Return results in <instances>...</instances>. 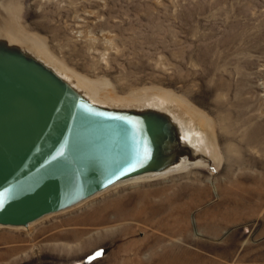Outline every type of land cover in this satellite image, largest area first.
<instances>
[{
	"label": "rangeland",
	"instance_id": "obj_1",
	"mask_svg": "<svg viewBox=\"0 0 264 264\" xmlns=\"http://www.w3.org/2000/svg\"><path fill=\"white\" fill-rule=\"evenodd\" d=\"M0 16L93 94L171 95L212 130L211 165L0 227V264H264V0H0Z\"/></svg>",
	"mask_w": 264,
	"mask_h": 264
},
{
	"label": "water",
	"instance_id": "obj_2",
	"mask_svg": "<svg viewBox=\"0 0 264 264\" xmlns=\"http://www.w3.org/2000/svg\"><path fill=\"white\" fill-rule=\"evenodd\" d=\"M199 121L158 96L95 100L0 16V227L27 229L113 186L211 159Z\"/></svg>",
	"mask_w": 264,
	"mask_h": 264
},
{
	"label": "bare ground",
	"instance_id": "obj_3",
	"mask_svg": "<svg viewBox=\"0 0 264 264\" xmlns=\"http://www.w3.org/2000/svg\"><path fill=\"white\" fill-rule=\"evenodd\" d=\"M17 33V32H16ZM14 34V33H13ZM15 35V34H14ZM19 35H21V34H19ZM16 36V35H15ZM35 42V41H34ZM36 47H37V49L39 50V52L42 54V55H44L47 59H49L47 56H46V54H45V52L41 49V47H39L38 45H35ZM49 56V55H48ZM57 64V63H56ZM59 68H60V66H59ZM61 69H62V66H61ZM66 69V68H65ZM65 69H64V71H65ZM66 72H68V70H66ZM68 73H70V72H68ZM72 75V74H71ZM76 77V76H75ZM82 82V81H81ZM82 85V84H81ZM83 87H85L84 85H83ZM263 88H264V85H263ZM85 89H87V91L89 92V94L95 99V100H97V101H100V102H106V101H109V100H106V99H103V98H101L100 96H97V95H95V94H93L92 92H91V90L89 89V88H87V87H85ZM110 92V91H109ZM153 96H158V97H161V98H163V99H166V100H168L169 102H173V103H175V104H177L179 107H181V108H183L190 116H192L194 119H196L197 121H200V123L202 124V127H203V132H204V137H205V140H206V142H207V144H209V147H210V140H211V137H212V130H211V126H210V124L207 122V120L205 119V118H203V117H201L200 115H198L197 113H195V112H193L183 101H181L179 98H177V97H173V96H171V95H167V94H159V95H151L150 97H153ZM103 97V96H102ZM144 100V99H143ZM116 101H119V100H116ZM122 101V100H121ZM120 102V101H119ZM126 102H131V101H126ZM206 154H207V151H206ZM201 164H204V162L203 161H198V162H195V163H193L192 165H201ZM192 165H189V166H192ZM189 166H186V167H181V168H178V169H175V170H172V171H170V172H168V173H165V174H161V175H153V176H143V177H138V178H135V179H133V180H130V181H126V182H122V183H119V184H117V185H121V184H125V183H131V182H137V181H140V180H143V179H154V178H158V177H164V176H166V175H168L169 173H171V172H179V171H183V170H186L187 169V167H189ZM186 168V169H185ZM117 185H115V186H117ZM115 186H113V187H115ZM112 187V188H113ZM109 190V189H108ZM107 191V190H106ZM105 191V192H106ZM104 193V192H103ZM101 194V193H100ZM97 196V195H96ZM95 197V196H94ZM93 197V198H94ZM87 201V200H86ZM85 202V201H84ZM82 204H83V202H82ZM78 206V205H77ZM77 206H75V207H77ZM74 208V207H73ZM69 210V209H68ZM71 210V209H70ZM62 212H64V211H62ZM59 213H61V212H59ZM56 214H58V213H56ZM54 215V214H53ZM50 216V215H49ZM47 217V216H46ZM42 219H44V218H42ZM39 222V221H38ZM36 223V222H35ZM34 224V223H33ZM8 228H14V227H8ZM62 250V249H61ZM68 250V249H67Z\"/></svg>",
	"mask_w": 264,
	"mask_h": 264
}]
</instances>
